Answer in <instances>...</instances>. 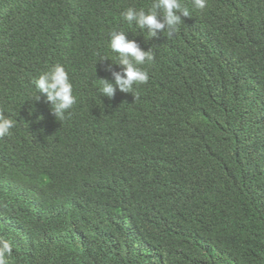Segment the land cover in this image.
<instances>
[{"label": "trees", "instance_id": "trees-1", "mask_svg": "<svg viewBox=\"0 0 264 264\" xmlns=\"http://www.w3.org/2000/svg\"><path fill=\"white\" fill-rule=\"evenodd\" d=\"M151 3L0 0L7 264H264V0H181L171 38L121 15ZM112 31L154 54L136 99L100 92L122 70ZM56 64L62 120L33 84Z\"/></svg>", "mask_w": 264, "mask_h": 264}, {"label": "clouds", "instance_id": "clouds-1", "mask_svg": "<svg viewBox=\"0 0 264 264\" xmlns=\"http://www.w3.org/2000/svg\"><path fill=\"white\" fill-rule=\"evenodd\" d=\"M195 9L203 10L207 0H192ZM123 19L129 25H135L138 29L146 31L150 38L156 36L158 31L167 34L171 38L177 30V26L189 18L190 11L183 7L181 0H152L151 7L145 11L143 8L136 9L128 7L122 12ZM110 48L118 54L117 64L122 66L121 71H112L114 82L108 79H98L102 95L112 99L117 90L122 93H131L134 99V86L146 84L149 74L140 66L154 60V54L149 48L144 50L135 39H129L122 31L110 33ZM102 57L100 60H104ZM111 71V66L105 69ZM37 93L46 96L51 106V113L59 119H64L65 114L76 103L73 95V85L69 74L61 64L52 66L48 71L43 72L37 79L33 80ZM37 95L35 100H39ZM15 122L10 117L0 112V138L11 134ZM13 244L10 240L0 237V264H7V257L12 255Z\"/></svg>", "mask_w": 264, "mask_h": 264}]
</instances>
